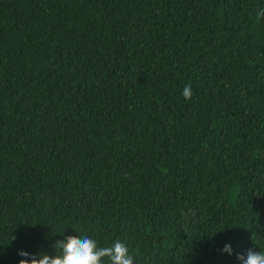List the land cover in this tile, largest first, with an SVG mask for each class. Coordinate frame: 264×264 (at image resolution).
Listing matches in <instances>:
<instances>
[{
  "label": "trees",
  "instance_id": "obj_1",
  "mask_svg": "<svg viewBox=\"0 0 264 264\" xmlns=\"http://www.w3.org/2000/svg\"><path fill=\"white\" fill-rule=\"evenodd\" d=\"M259 9L0 0V264L79 235L134 264L264 251Z\"/></svg>",
  "mask_w": 264,
  "mask_h": 264
},
{
  "label": "clouds",
  "instance_id": "obj_2",
  "mask_svg": "<svg viewBox=\"0 0 264 264\" xmlns=\"http://www.w3.org/2000/svg\"><path fill=\"white\" fill-rule=\"evenodd\" d=\"M264 18V9L257 11V19ZM182 95L186 100H191V85H187ZM253 239V237H252ZM59 249L54 256L46 253L38 255L30 254L26 251H20L19 255L25 257L19 264H104L107 259L108 264H134V256L130 254L128 247L117 240L108 247H99L98 242L88 235L83 237L67 236L59 240L54 245ZM222 253L233 255L231 244H225L221 250ZM239 264H264V251L257 252L254 248L249 249L246 254H236Z\"/></svg>",
  "mask_w": 264,
  "mask_h": 264
}]
</instances>
